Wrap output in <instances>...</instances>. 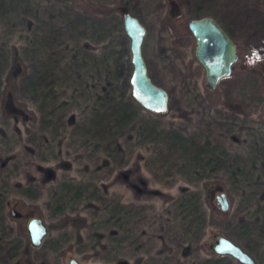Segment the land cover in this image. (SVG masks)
<instances>
[{"label": "rangeland", "instance_id": "374dc122", "mask_svg": "<svg viewBox=\"0 0 264 264\" xmlns=\"http://www.w3.org/2000/svg\"><path fill=\"white\" fill-rule=\"evenodd\" d=\"M119 2L145 24L163 112L122 85ZM200 2L236 44L213 88L187 28ZM217 233L264 264V0H0V264H243L210 250Z\"/></svg>", "mask_w": 264, "mask_h": 264}, {"label": "water", "instance_id": "95a60500", "mask_svg": "<svg viewBox=\"0 0 264 264\" xmlns=\"http://www.w3.org/2000/svg\"><path fill=\"white\" fill-rule=\"evenodd\" d=\"M121 27L128 38L130 62L128 85L131 97L149 111H165L168 106V92L148 74L141 50L145 24L136 14L123 8ZM187 28L194 38L193 55L204 70V84L208 88H213L219 78L231 72L232 63L237 57L235 41L210 14L190 17ZM216 199L221 209L227 208L223 192L217 194ZM9 213L14 217L22 215V212L15 207H11ZM25 229L29 243L36 246L46 233L47 225L41 216L32 215L26 218ZM209 248L214 253L230 255L243 264H255L253 257L247 251L224 234H214ZM67 264L86 263L77 260L74 256H68Z\"/></svg>", "mask_w": 264, "mask_h": 264}, {"label": "trees", "instance_id": "16d2710c", "mask_svg": "<svg viewBox=\"0 0 264 264\" xmlns=\"http://www.w3.org/2000/svg\"><path fill=\"white\" fill-rule=\"evenodd\" d=\"M209 4H204L202 2H200L199 4H197V7L195 9V11L192 13V16H199L201 14H204L207 9V7H209ZM125 8L123 3L119 2L117 4H114L113 6H111L109 13H105L104 15V24L106 25L107 29H112L114 31V38L116 39V44L111 43L110 44V50L111 52H115V59H118L122 57L123 50H127V41H126V36L122 30L121 27V11L122 9ZM107 15V18H105V16ZM77 17L80 19L79 23L83 24L84 28L87 27H92L95 28L98 24H99V20H97L98 18H94V16H89L86 15L84 17L77 15ZM113 58V59H114ZM114 59V61L112 62V67H115L116 65V60ZM124 71L123 66L121 65L120 68V76H121V82L122 85L124 86V88L127 89L128 87V76H129V64L126 60V65L124 66ZM129 105V104H127ZM119 108H124L122 105L119 106ZM24 249H27L24 247ZM216 257L221 258V257H226V255L223 254H216Z\"/></svg>", "mask_w": 264, "mask_h": 264}, {"label": "flooded vegetation", "instance_id": "af4514ba", "mask_svg": "<svg viewBox=\"0 0 264 264\" xmlns=\"http://www.w3.org/2000/svg\"><path fill=\"white\" fill-rule=\"evenodd\" d=\"M204 14H210L211 15V13H204ZM201 15H203V14H201ZM200 16V15H199ZM217 21H218V19L214 16V15H212ZM219 22V21H218ZM220 23V22H219ZM221 24V23H220ZM223 27V26H222ZM224 28V27H223ZM225 29V28H224ZM225 31H226V29H225ZM227 32V31H226ZM228 33V32H227ZM230 36V35H229ZM231 37V36H230Z\"/></svg>", "mask_w": 264, "mask_h": 264}]
</instances>
